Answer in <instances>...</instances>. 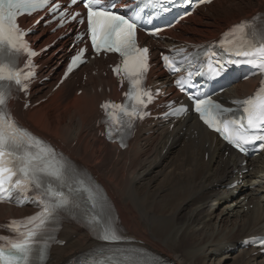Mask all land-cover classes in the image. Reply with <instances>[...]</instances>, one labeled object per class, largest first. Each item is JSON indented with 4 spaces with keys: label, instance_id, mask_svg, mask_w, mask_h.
Wrapping results in <instances>:
<instances>
[{
    "label": "snow or ice",
    "instance_id": "snow-or-ice-1",
    "mask_svg": "<svg viewBox=\"0 0 264 264\" xmlns=\"http://www.w3.org/2000/svg\"><path fill=\"white\" fill-rule=\"evenodd\" d=\"M170 4L177 0H167ZM211 0H180L182 6L210 3ZM70 5L80 4L86 9L87 32L95 54L101 52L118 53L121 64L113 70L119 76L128 79L130 91L125 95L130 105H117L106 101L101 105L107 115L108 136L112 139L113 130L120 127L131 129L135 119H143L144 109L153 100V93L143 88L142 81L148 69L147 47L137 43V27L143 21L144 8L137 5L129 8L128 15L116 11L119 0H68ZM157 4L159 0H149ZM49 4V0H0V202L12 199L16 193V202L31 200L41 211L23 220L8 222L13 236H0V264H44L55 240L54 233L61 217H68L82 223L94 238L106 244H118L125 237L120 232L118 217L113 215L105 195L98 185L80 173L63 154L41 138L19 125L6 109L12 86L17 91L27 92L32 71L31 58L36 55L25 40L27 33L17 23L19 15L31 14ZM53 14L59 18L69 14L57 3H52ZM166 11L170 9H165ZM80 13H72L71 19L77 20ZM83 24L85 18L77 20ZM237 33L241 42L236 43ZM228 39L221 46L242 62L252 65L256 71L264 73V30L249 29L248 22L234 25L229 29ZM83 39V37H81ZM87 48H80L71 59L68 72L85 62ZM206 55L208 53L206 52ZM212 56L215 54L212 53ZM24 57L21 67L20 57ZM165 67L172 71L179 70L169 56H162ZM189 68L193 61H188ZM223 64L216 61L213 68L209 61L207 68L211 76L219 75ZM197 71H187L186 77L175 81L181 90H186L194 76L204 75ZM194 110L211 129L219 133L240 152H246L247 146L256 145L264 149V83L257 92L244 100L235 101L243 110L239 118H225L227 109L210 98L193 94ZM118 110V111H117ZM186 109L173 110L179 115ZM121 146H125L121 141ZM32 193L28 196V193ZM81 199L86 202L88 210H83ZM252 243L264 244V238ZM136 250L126 248L101 247L89 254L85 264H138Z\"/></svg>",
    "mask_w": 264,
    "mask_h": 264
},
{
    "label": "bare ground",
    "instance_id": "bare-ground-1",
    "mask_svg": "<svg viewBox=\"0 0 264 264\" xmlns=\"http://www.w3.org/2000/svg\"><path fill=\"white\" fill-rule=\"evenodd\" d=\"M223 1L217 0L216 3L224 6ZM263 2L254 0L252 4L251 1L245 4L244 0H237L234 4L230 1L217 14L211 15L212 20L208 14L207 20L205 14L198 16L200 21L197 25L202 27L190 26V32L180 36L191 41L216 36L224 28L250 17ZM227 7L232 11L224 15L223 10ZM44 32L43 29L41 33ZM52 37L48 36L46 41ZM46 61L55 65L51 55ZM98 62L103 63L102 60ZM163 75L161 71L160 77ZM159 80L155 79V82ZM256 84V78L240 82L229 93L244 96L252 93ZM107 85L115 87L110 73L90 74L86 83L76 88L74 83H66L52 96H48L50 90L40 88L34 100L40 103L26 112L24 119L33 129L57 142L75 143L72 152L98 173L116 202L131 237L142 246L171 255L179 264H201L202 253L237 246L238 240L264 230V199L255 201L254 195L249 194L247 202L236 201L235 207L229 204L218 213L210 212V202L229 195V192L223 194L226 190L222 185L231 182L236 168L242 170L243 167L239 166L238 154L230 151L225 156L224 144L212 138L213 134L210 135L194 117L177 122L173 131L158 124L148 125L138 132L126 150L119 151L117 145L99 138L92 123L98 117V105L105 97ZM79 88L83 89L81 94H77ZM193 129L199 131L198 141L192 138ZM186 137L190 140L184 139L188 142L181 149L182 159L178 161L176 157L172 163L167 160L163 169L161 159L165 162L168 154ZM170 141L171 145L163 156V149ZM207 154L209 158L206 160ZM248 164L255 168L245 174V179L264 172V151ZM153 172L164 178L158 180L159 176L152 175ZM142 182V186L138 185ZM151 182L152 188L149 187ZM242 195L247 196L248 193ZM252 203H255L253 209L245 211V205ZM24 213L29 211L0 206V222L6 216ZM61 233L67 242L64 247L54 248L53 260L48 264H65L72 256L98 245L90 232L80 226L66 225ZM170 242H175L178 248H173ZM244 252L238 255L234 264H247V253ZM215 256L216 253L211 255Z\"/></svg>",
    "mask_w": 264,
    "mask_h": 264
},
{
    "label": "rangeland",
    "instance_id": "rangeland-1",
    "mask_svg": "<svg viewBox=\"0 0 264 264\" xmlns=\"http://www.w3.org/2000/svg\"><path fill=\"white\" fill-rule=\"evenodd\" d=\"M234 4L235 3H237V0H231ZM245 1V4H247V3H249L250 1H251V4H252V2H254V0H244ZM264 4V2L260 5V6H262ZM225 6V5H224ZM224 6H220V7H217L216 9H215V13L214 14H217V12H219ZM232 11V9L231 8H229V7H227V9H225V10H223V14L224 15H226L227 13H229V12H231ZM213 14V13H212ZM211 20H212V18H211ZM189 140H190V137H189ZM185 142H188V141H185ZM185 146H186V143H185V145H184V147L183 148H185ZM162 160V162H163V169H165V166H166V162H167V160L169 161V162H173L175 159H172V157H168L167 159H166V161L164 162V159H161ZM85 161V160H84ZM86 162V161H85ZM255 168V167H254ZM254 170V169H253ZM150 174V173H149ZM148 174V175H149ZM154 174H156L155 176H159V178H158V180H160V179H162V178H164V176H162V175H160V174H157V172H153L152 173V175H154ZM151 175H149L148 177H150ZM152 177V176H151ZM158 182V181H157ZM138 185H140V186H142L143 185V182L142 183H140V184H138ZM150 186V188H152L153 187V182H151L150 184H149ZM261 189V190H260ZM259 190L260 191H262V190H264V187H262V188H260ZM244 190V189H243ZM258 191V190H257ZM263 196H264V194H263ZM264 198V197H263ZM263 198H259L260 200H263ZM212 204V206H210V212L211 213H214V212H216V213H218V212H220L222 209H224L226 206H227V204L225 205V207L223 206H221V207H218V205L215 203V202H213V203H211ZM250 208H251V206H250ZM249 209V208H248ZM250 210H252V208L250 209ZM213 223H214V221H213ZM229 225H231V221L229 222ZM170 245L173 247V248H178V245H176L175 244V242H170ZM230 245H228V247H229ZM221 250V249H220ZM220 250L218 249V248H215V250H213V251H210V250H208V251H206V253H202V256H204L203 257V260H202V263L201 264H234V262H235V260L237 259V257H238V255H236L235 256V254H233L234 256H230V257H223V254H220ZM159 251H162V250H159ZM163 252V251H162ZM165 253V252H164ZM215 254L216 253V256L215 257H211V255L212 254ZM167 254V253H166ZM239 254H241V253H239ZM167 256H169L168 254H167ZM206 256V257H205ZM169 257H171L172 259H173V257L170 255ZM249 259H251V258H249ZM174 260V259H173ZM263 263H261V264H264V260H261ZM260 260H254V259H252V260H248L247 261V264H257V262H261Z\"/></svg>",
    "mask_w": 264,
    "mask_h": 264
}]
</instances>
